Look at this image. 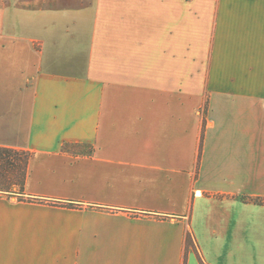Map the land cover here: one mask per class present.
<instances>
[{"label":"crops","instance_id":"1","mask_svg":"<svg viewBox=\"0 0 264 264\" xmlns=\"http://www.w3.org/2000/svg\"><path fill=\"white\" fill-rule=\"evenodd\" d=\"M0 148V264H264V0H0Z\"/></svg>","mask_w":264,"mask_h":264},{"label":"trees","instance_id":"2","mask_svg":"<svg viewBox=\"0 0 264 264\" xmlns=\"http://www.w3.org/2000/svg\"><path fill=\"white\" fill-rule=\"evenodd\" d=\"M28 159L29 153L25 151L0 148V191L15 193V187L23 190ZM187 241L191 243L190 236ZM201 264L206 263L201 260Z\"/></svg>","mask_w":264,"mask_h":264},{"label":"rangeland","instance_id":"3","mask_svg":"<svg viewBox=\"0 0 264 264\" xmlns=\"http://www.w3.org/2000/svg\"><path fill=\"white\" fill-rule=\"evenodd\" d=\"M18 197V196H17ZM19 198H21L20 196H19Z\"/></svg>","mask_w":264,"mask_h":264}]
</instances>
